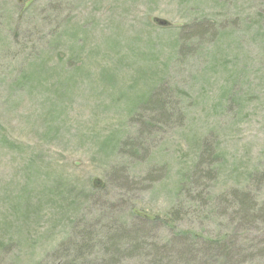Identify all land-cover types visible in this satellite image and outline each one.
I'll return each instance as SVG.
<instances>
[{"label":"rangeland","instance_id":"rangeland-1","mask_svg":"<svg viewBox=\"0 0 264 264\" xmlns=\"http://www.w3.org/2000/svg\"><path fill=\"white\" fill-rule=\"evenodd\" d=\"M51 12L64 18L61 22L40 19L39 15ZM196 25L203 26L198 27L202 34L193 33ZM68 31L76 45L83 46L76 47L71 59L67 45L72 38L60 40L58 47L64 57L63 68L77 76L76 85L71 99L58 101L60 107L71 105L69 110L54 121V127L46 129L47 97L54 101L53 91H40L36 86L23 91L13 88L12 82L45 51L40 44L48 42L55 32L62 36ZM176 34L183 38V45L190 44L178 53L174 50ZM100 68L104 69L101 78L109 81L104 92L91 87ZM80 69H84L83 76L77 73ZM160 70L167 72L160 86L163 98L172 102L174 116H180L181 122H171L163 130L152 128L155 136L151 143L155 146H149L142 157L140 176L152 175L149 170L158 163L156 168L161 169L154 174L155 182L136 176L115 180L124 196L114 195V182L108 184L112 191L102 198L106 207L101 217L109 221L107 214H111L118 219L117 214L121 210L127 213L135 197L140 212L155 218H161L171 206H184L171 205L170 180L181 174L182 166L191 162L196 144L201 143L210 146L213 153L226 154L221 175L215 180L218 183L212 186L221 205L214 215L195 213V207H190L193 213L188 215L183 207L185 216L176 229L165 224L155 230L166 237L177 229L190 228L197 239L210 238L217 227L221 229L217 224L227 225L229 218L224 207L226 195L220 191L230 183L221 185L223 178L229 180L234 170L253 166L264 171V0H0V134L5 138L0 142V242H12H5L0 264H49L59 255L56 246L65 228L52 226L56 218L40 209L39 218L21 221L10 204L18 185L26 181L23 175L31 155L46 160L58 174L88 176L100 184L104 177L109 181L107 172L116 173L129 161L123 158L119 162L116 157L112 164L102 160L112 154L108 143L103 150L98 146L120 127L119 123L121 132L129 131L126 138H134L138 122L125 110ZM140 111L148 114L147 109ZM47 131L50 136L45 135ZM152 157L157 159L150 160ZM261 187L257 195L263 198L264 185ZM110 202L113 207L107 205ZM45 205L49 204L43 209L50 210ZM24 222L29 225L26 234L19 230ZM19 235L21 241L27 239V246H18ZM263 237V232L257 235ZM31 243L36 246L31 247ZM178 249L183 256L187 248ZM249 264H264V247L261 256L256 255Z\"/></svg>","mask_w":264,"mask_h":264},{"label":"trees","instance_id":"trees-1","mask_svg":"<svg viewBox=\"0 0 264 264\" xmlns=\"http://www.w3.org/2000/svg\"><path fill=\"white\" fill-rule=\"evenodd\" d=\"M39 16L42 21L55 19V22H61V19L64 18L58 12ZM196 27L192 30L193 33L202 34V29H198V27L202 28L203 26L196 25ZM258 28L261 30V26ZM224 33L225 31L220 33L221 41L224 40ZM70 38H72L71 42ZM176 39L175 53L181 51L184 45L190 46L187 37L185 41L188 42H184V45L183 38L179 34H176ZM60 40L65 42L69 40L67 45L70 53L69 59L76 54V47L78 49L83 47L76 45L70 31L65 32L62 36L59 32H55L48 42L38 46L45 47V51H41L37 58L28 65L29 71H21L15 82H12L13 88L18 86L23 91L35 86L37 89L40 87L38 89L40 91H44V89L53 91L54 101L50 100L52 99L50 95L47 97V107L45 108L47 118L44 121L46 129L54 127V121L69 110L71 105L60 107L58 101L65 98L71 99L70 94L76 85L77 76L70 75L63 68L64 57L59 51ZM100 69H102L101 73L100 75L97 73L91 87L99 92L100 90L104 92V86H107L109 81L108 78H101L104 69ZM83 72L84 69L77 71L81 76H83ZM166 75L167 72L162 73L161 70L155 72V78L148 81L142 88L140 86V94L137 93V97L129 102L130 107L125 110L128 117H132L138 122L137 128L133 132L136 140L130 137L126 138L129 131L121 132L122 123H119L120 127L98 146L103 150V147L108 143L112 154V156L107 154V157L102 160L112 164L116 161V157L119 158V162L123 158L129 161L126 165H122L123 171L107 172L109 181L104 177L100 184L95 180H91V182L88 176L84 179L82 175L78 174L74 175V178L68 174H58L49 167L46 160L38 159L36 154L31 155L25 166L27 174L23 175L26 176V181L18 185L20 188L14 196L11 195L13 198H11L10 204L19 213L18 218L22 219L21 221H26L29 217L39 218L41 209L50 212V216L56 218L52 226L59 225L65 228L62 231L61 240L56 246L58 258L49 264H135V261H138V264H249L253 258L256 259V255L260 254L261 256L264 237L257 238L260 232L264 233V196L262 195L263 198H260L257 195L261 186L264 185V171L261 166H253L250 170L245 169L241 172L234 170L235 175H232L229 180L226 177L223 178L221 185L230 183L228 187L223 188L225 190L220 191L221 194L226 195L224 207L229 218L227 225L221 222L217 224V226L221 225V229L217 227L216 233H213L212 237L197 239L196 234L189 230L190 228L177 229L166 237L156 233L157 226L165 224L170 225L169 228L173 225L176 229L177 222L185 216L183 207L187 208L188 215L193 213L189 210L190 207L198 208L195 213L209 212L214 215L215 209L221 205L220 199L216 197L219 195L214 192L212 186L218 183L215 180L218 175H221L226 154L220 151L213 153L210 146L201 143L196 144L197 149L192 152L191 162L186 167L182 166L181 174L178 173L175 178L170 180V192L173 196L171 205L185 203L184 206H171L165 215L155 218L140 212L135 197L127 213H123L121 210L117 214L118 219L114 220V215L111 214H107L110 217L109 221H105L101 217L103 209L106 207L102 198L111 194L112 187L114 195H125L122 187L115 180L120 181L136 176L138 180L142 179L153 183V181L155 182L154 174L159 173L161 169L156 168L159 167L157 163L153 169L149 170L152 175L148 173L145 178L140 176L143 169L141 166L142 157L147 155L146 151H149L150 147L155 146L151 143L155 136L152 133V128L157 126L158 130H163L165 127L171 126V122L178 121L177 125L181 122L180 116H174L175 110L172 102L163 98L164 94L160 86L164 83ZM226 93L225 99L228 98V89L225 91ZM142 109H147L146 116L140 111ZM45 135L50 136V132H45ZM124 138L126 139L123 140ZM0 142H5V138L1 134ZM154 159L157 158L152 157L150 160ZM167 168L169 169L170 166L167 165ZM64 170L63 168L62 172ZM123 172L126 175H123ZM113 173L116 174V177ZM39 177H41V181ZM210 179H212L211 183ZM32 181L33 183H31ZM113 182L114 186H112ZM108 184L112 186L110 190L107 189ZM142 189H144L143 186H141ZM45 203H48L49 205L45 206L53 211L43 209ZM107 205L113 207L114 203L110 202ZM181 208L184 210L183 213ZM58 219L59 221H57ZM27 223L24 222L23 228L19 229L23 232L22 234L27 233L29 227ZM47 236L51 237V234ZM43 237L45 236L43 235ZM19 239L18 246L29 244L27 239L21 241L20 235ZM5 242L12 244L4 239L0 242V253L7 245ZM34 246L36 245L31 243V247ZM179 247L187 248L183 255L186 259H183L179 253ZM176 256L179 257L176 258ZM32 264H37V262Z\"/></svg>","mask_w":264,"mask_h":264}]
</instances>
